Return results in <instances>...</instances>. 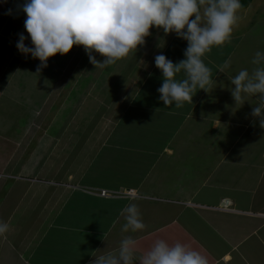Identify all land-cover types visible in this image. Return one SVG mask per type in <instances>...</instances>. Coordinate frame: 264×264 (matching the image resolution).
I'll return each instance as SVG.
<instances>
[{
	"label": "crops",
	"instance_id": "crops-1",
	"mask_svg": "<svg viewBox=\"0 0 264 264\" xmlns=\"http://www.w3.org/2000/svg\"><path fill=\"white\" fill-rule=\"evenodd\" d=\"M22 1L0 0V101L14 81L24 73V68L28 65L24 60L31 61L29 55L21 54L16 47L21 34L25 36V45L31 47L30 38L24 29L25 17L21 16L25 14L17 9V5L22 4ZM261 7L264 10V3ZM246 10L247 8L242 12ZM260 10L262 13L258 15L264 17L263 10ZM252 19L244 25L245 30H241L242 44L236 52L231 55L229 51L234 41V38H230L231 41L213 47L202 58L211 70L214 84L207 86L205 91L197 88L193 93L192 103H184L176 113L160 107L156 110V113L161 112L168 121H174L169 124L167 130L168 126L165 125L166 133H163L166 139L163 140L164 146L161 148L167 158L161 166L165 172V184L157 185L150 181L149 177L147 180L144 177L145 183L149 185L145 187L144 192L140 191L142 189L139 186L127 188L122 184V189L126 188L125 192L131 191L134 194L131 197L124 196L125 192H115L120 190L119 186L113 191L107 190L114 189L113 185L111 188H88L84 191L82 188L85 187L80 184L57 185L58 183L50 180L48 183H51V186H59L62 189L58 188L57 192H52L46 187L39 189L38 183L47 182L37 178L36 172V164L42 158H37L36 147L40 145L42 138L38 139L31 149L28 144L21 148V138L12 139L0 130V220L9 225L8 231L0 234V264H46L40 262L41 258L37 259L36 254L32 256L30 247L33 246V241L38 239V232L30 234V228L33 227L34 220L40 218L36 212L42 208L45 210L52 201L67 194V191L62 193L67 188L72 201L75 197L81 198V209L96 208V213L100 215L101 222L95 225L90 223L91 227L87 229L74 227L79 234L94 236L98 240L97 250L115 251L114 247L117 250L123 237L132 236L116 237L114 223L119 219L122 209L131 202L150 201V220H144L149 229L145 228L144 233H137L140 235L133 237L137 241L135 264H139V257L147 252L155 241L161 239L170 245L179 242L200 252L206 257L207 264H264V129L259 126L258 119L251 116L252 109L257 104L256 98L245 96L243 104H235L229 91L232 87L231 78L242 69L251 71L256 67L251 63L255 53H264V25H257L259 18ZM186 48L187 41L178 38L175 33L165 36L162 29H150V35L145 38L143 46H139L135 53H130L115 63L114 69L131 70L129 87H126L129 89L128 95L126 96L127 91L120 88L117 93L107 90L102 98L97 96V100L101 101L97 104V111L107 105L105 112L109 110L110 113L103 121L116 118V124L123 119L124 115H120L119 106L126 102L132 104L130 109L137 102L135 107L143 106L150 113L148 110L160 101L157 90L163 83L162 73L155 67V56L163 54L175 64L185 58ZM84 52L83 50L82 55ZM240 55L243 56L242 59L238 57ZM226 60L231 61L230 66L220 72V66ZM103 70L105 71V68ZM89 72L94 70L89 69ZM91 78L85 76L88 83ZM183 78V73L176 77L177 80ZM147 86L144 100L143 88ZM63 89L66 90L65 87ZM83 89L84 87L80 90ZM86 92L85 96L90 94ZM61 95L64 94L58 96ZM109 95L111 98L119 95V100L114 105H109L110 103L106 102ZM152 99L154 105L150 104ZM103 115L102 113L101 116ZM193 115H196L198 128L181 144L177 141L178 134L184 131L185 119L189 122ZM45 117L40 121L37 130ZM205 120L207 127L199 128L204 127L200 124ZM209 130L214 131V139H206L205 135ZM49 131L46 135L50 137L54 131L52 134ZM226 133L233 140L232 144L225 140ZM154 143H150L149 149L158 151L160 146L155 149L152 145ZM195 153L202 155L201 158L205 161L194 162L192 156ZM154 154L159 156L161 153L158 151ZM12 161L16 162L9 171L8 166ZM31 161V168L26 170ZM101 190L113 195L101 196ZM87 197L92 199L88 200ZM94 197L99 200H93ZM105 200H113L110 201L113 203L105 207ZM224 201L226 204H223ZM22 202H27V205L21 207ZM20 210V215L16 216ZM104 217L107 220L106 227ZM23 225L31 227L23 230ZM105 240L108 244L103 248ZM94 251L96 250L90 253L79 252L76 255L80 257L77 264H92Z\"/></svg>",
	"mask_w": 264,
	"mask_h": 264
},
{
	"label": "rangeland",
	"instance_id": "rangeland-1",
	"mask_svg": "<svg viewBox=\"0 0 264 264\" xmlns=\"http://www.w3.org/2000/svg\"><path fill=\"white\" fill-rule=\"evenodd\" d=\"M24 3L25 0L22 1V4L17 5L18 12H23ZM263 3L264 0H252L245 12L239 10L240 19L231 35V38H234L231 43V50H229L231 55L242 44V40L240 41L241 30H245L244 25L248 20L256 17L259 18L257 25L261 27L264 25V17L258 15L262 13L260 8L263 10L261 7ZM21 16L26 19L23 14ZM78 50H83V47L74 46L68 54L63 56L57 54L52 59L50 58L47 61V67L41 69L39 73H36L40 64L39 60L33 59L30 55L31 61L24 60V63L28 64L24 68V73L17 81H14L13 86H9L7 94L1 98L2 124L0 130L12 139L21 138V148L28 144L31 145L29 148L31 149L35 142L42 138L40 145L36 147L37 158L42 157L36 164V172L38 173L37 178L43 182L47 181V186L38 183L39 189L46 187L52 192H57L56 190L60 187L51 186V183H48L50 180L58 183L57 185L80 184L85 187L82 188L84 191H87L88 188L93 190H99V187L111 188L112 185L114 189L107 190L113 191L119 186L120 190H115V192L120 193H124L126 190V188L122 189L124 186L122 184H125L127 188L139 186L142 189L140 191L144 192L145 187L149 186L148 183H145L144 177L146 180L149 177L154 184H165V172L161 165L166 161L167 156L161 147L164 146L163 142L166 139V136L163 135L166 133L164 127L167 125L166 130L169 129V124H173L174 121L171 119L168 121L161 112L160 114L156 113V110H159L158 107H160L163 110H172L173 113H176L180 108H175L174 104L165 108L161 101L154 105L152 99L150 104L154 106L148 110L150 112L148 113L143 106L135 107L137 102L131 109L129 106L132 104L126 102L119 106L120 115H124L123 119L117 121L116 124L114 122L117 120L116 118L104 122L103 120L107 118L106 115L110 113L109 110L105 112L107 105L102 106L101 110L97 111V104L101 102L97 100V96L103 97V93L98 90L106 85L108 90L111 89L105 79L106 72L99 67L94 72H89L88 68H90L91 63H89L85 52L78 61L75 59V55L73 58L71 57L72 53H76ZM238 53L241 54L240 50ZM238 57L242 59L243 56ZM115 67L116 64L110 65L107 71L111 72ZM85 76L88 78L92 76L94 83L92 81L88 83L87 79L82 80L85 79ZM155 76L156 74H154V81ZM64 87L66 90L63 89ZM83 87L84 89L81 91L80 89ZM85 90L90 94L85 96ZM147 90L148 86L143 88V99ZM124 91H127V96L129 89L125 87ZM60 94L64 95L58 96ZM118 100L119 95L115 98H111L109 95L106 102L110 103L109 105H114ZM61 103L64 105L62 106ZM206 112L209 111L206 110ZM102 113L105 116H101ZM44 117V121L37 130V126ZM98 118L100 119L98 120ZM196 123V115H193L189 122L185 119L184 131H180L177 141L181 144L187 141L188 137H191L198 128ZM200 125L204 127L199 128L207 127V121H203ZM49 129L51 130L49 131ZM48 131L51 134L54 131V136H47L46 132ZM213 133V130L207 131L206 139H214ZM225 140L233 143L228 133H226ZM150 143H154L152 145L155 149L160 146L158 151L161 154L159 156L154 154L158 151L149 149ZM153 151L154 153H151ZM192 157L194 162L205 161L201 158L202 155L199 156V153L193 154ZM34 160L37 161V159ZM15 162L10 163L9 171ZM28 165L26 170L31 168L32 161ZM62 193L65 194L63 197L54 198L55 200L45 210L42 208L36 212L40 218L34 220L33 227L31 225L22 226L23 230L31 227L30 234L38 232V239L33 241L30 250L33 252L32 256L36 254V258H41L39 261L46 262V264H77L80 261V257L76 256L79 252L90 253L92 250H97L98 240L94 236L88 237L85 233L79 234L74 230L75 226L87 229L91 227L90 223L95 225L101 222L100 215L96 213V208H92L93 210L90 208L81 209V198L78 197V200L75 197L72 201V197L68 195V188L64 189ZM73 193L71 192V195ZM110 195L113 194L110 193ZM87 199L92 198L87 197ZM93 200L98 201L99 199L94 197ZM113 200H105L104 206L108 207L113 203L110 201ZM134 203L140 209L143 222L150 220L149 211L150 213L152 211L150 201ZM26 205L27 202H22L21 207ZM20 212L21 210L15 215L19 216ZM124 223L125 220L120 213L119 219L114 223L116 224V237L119 235L135 237L140 235L137 233L145 232V230L135 233L129 231L124 234L121 231ZM106 224L107 220H105V227ZM107 244V240H105L103 248ZM27 254L28 250L26 251ZM36 263L41 264L42 262Z\"/></svg>",
	"mask_w": 264,
	"mask_h": 264
},
{
	"label": "clouds",
	"instance_id": "clouds-1",
	"mask_svg": "<svg viewBox=\"0 0 264 264\" xmlns=\"http://www.w3.org/2000/svg\"><path fill=\"white\" fill-rule=\"evenodd\" d=\"M241 7L240 0H25L24 29L31 47L25 45L23 34L16 47L21 54L40 61L36 73L47 67L50 58L66 55L74 46L83 47L94 68H105L135 53L145 44L150 29H162L165 36L175 33L187 41L185 58L174 64L159 54L154 62L163 78L157 90L160 101L165 108L173 104L182 108L184 103H192L197 88L205 91L214 84L202 58L213 47L230 41ZM230 63L226 60L220 72ZM251 63L256 67L242 69L231 78L229 91L235 104H243L245 96L256 98L251 116L264 129V53L257 51ZM180 73L184 78L177 80ZM121 215L125 220L122 232L146 228L136 203L127 204ZM8 229L9 225L0 220V234ZM136 245L132 236H125L115 251L92 252V264H135ZM139 264H207V259L184 244L170 245L161 239L139 257Z\"/></svg>",
	"mask_w": 264,
	"mask_h": 264
},
{
	"label": "trees",
	"instance_id": "trees-1",
	"mask_svg": "<svg viewBox=\"0 0 264 264\" xmlns=\"http://www.w3.org/2000/svg\"><path fill=\"white\" fill-rule=\"evenodd\" d=\"M251 2H252V0H240V3L242 5L240 11L245 10L250 5ZM83 50H78V52H76V53L73 52L71 57L73 58V56L75 55L74 56L75 59L78 60V58H80V56L82 55ZM94 56L96 57L97 60L102 61V59H103L101 56H99V54L95 53ZM90 65L91 66L88 69L95 70L97 68V67L94 68V66L92 64H90ZM108 67H105V72H106L105 79H106V82L111 86V89H109V90H111V92L117 93L118 91H120V88L122 90H124L125 87H129V84H128L130 82L129 74H130L131 70L114 69L113 71L108 72L107 71ZM82 80H85V79H82ZM91 81H92V83H94L93 78L90 79V82ZM107 90L108 89H107V85H106L105 87L101 88L98 91L103 93V96H104V94Z\"/></svg>",
	"mask_w": 264,
	"mask_h": 264
},
{
	"label": "built area",
	"instance_id": "built-area-1",
	"mask_svg": "<svg viewBox=\"0 0 264 264\" xmlns=\"http://www.w3.org/2000/svg\"><path fill=\"white\" fill-rule=\"evenodd\" d=\"M99 194L101 195V196H110V193L109 192H106V191H104V190H101L100 192H99ZM123 195H125V196H134V194L131 192V191H128L127 193H124ZM223 204H226L225 203V201H224V203Z\"/></svg>",
	"mask_w": 264,
	"mask_h": 264
}]
</instances>
